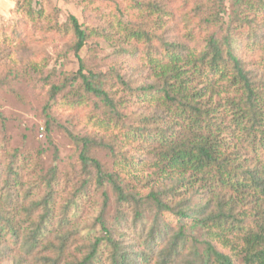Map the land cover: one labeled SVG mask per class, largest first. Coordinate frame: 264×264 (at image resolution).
<instances>
[{"label":"trees","instance_id":"obj_1","mask_svg":"<svg viewBox=\"0 0 264 264\" xmlns=\"http://www.w3.org/2000/svg\"><path fill=\"white\" fill-rule=\"evenodd\" d=\"M215 2L221 8L222 0ZM235 7L239 24L254 30L255 35L261 31L264 38V20L258 19L264 16V0H235ZM30 15L34 17L33 12ZM69 22L79 60V70L71 80L79 81L87 96L101 101L97 109L103 117L100 124L116 129L123 123L118 103L107 88L114 89L122 83L121 77L116 74L113 82L108 74L88 68L80 52L90 36L74 16ZM204 22L211 27L218 24L210 17ZM119 26L126 41H134L145 50L140 57L153 83L142 86L138 95L172 115L166 127L159 126L161 120L152 117L143 120L142 128H128L124 137L155 142L153 156L157 159L152 166L165 175H179L180 186L200 187L202 191L196 193L198 203L176 200L182 193L176 187L151 190L146 195L128 191L120 183V173L106 172L90 156V146L96 142L77 139V143H82L77 157L87 178L75 194L84 198L93 181L97 189L110 185L120 207L132 206L135 211V220L127 229L136 234L135 240L128 242L125 236L113 233L102 216L98 218L102 235L91 240L92 236L80 237L78 229L71 232L69 209L77 205L76 201L63 208V217L54 225L52 206L58 175L52 170L42 178L47 189L45 198L31 201L26 194L25 204L19 207L11 193L0 197V243L20 249L18 264H25L30 258L35 264H264V86L257 84L246 63L235 54L230 34L222 40L212 35L200 49L164 42L138 27L120 23ZM189 41H193L191 37ZM155 43L161 44L163 50ZM259 45L255 39L254 47ZM261 51L264 53V44ZM124 52L136 55L138 51ZM61 89L53 88L54 93ZM208 92L234 95L225 104L231 113L229 124L218 123L219 111L204 100ZM154 125L156 128L152 129ZM228 133L238 134L248 154L242 156V150L227 152L224 134ZM98 145L120 160L121 151L114 141ZM7 171V180L0 183L2 187L10 180H19L20 173L12 165ZM104 195L106 206L107 194ZM151 211L154 217L147 224L144 213ZM33 217L36 220L32 230L20 234L18 218ZM115 221L120 224L121 218ZM198 232L201 239L195 236ZM52 233L54 239L48 238ZM200 245L204 247L203 254ZM1 249L2 244L0 255Z\"/></svg>","mask_w":264,"mask_h":264},{"label":"rangeland","instance_id":"obj_2","mask_svg":"<svg viewBox=\"0 0 264 264\" xmlns=\"http://www.w3.org/2000/svg\"><path fill=\"white\" fill-rule=\"evenodd\" d=\"M235 12V0H222L221 8L215 0H0V183L7 180L9 166L20 173L17 182L10 180L6 187L0 186V197L11 193L19 207L25 204L26 194L31 201L41 200L47 193L42 178L55 170L58 183L54 185V225L63 217V208L76 201L77 205L69 209L73 222L71 232L78 229L80 237L92 236L91 240L102 235L98 221L102 216L113 233L125 236L128 242L135 240L136 234L127 230L135 220V211L132 206L120 207L110 185L97 189L93 181L84 198L75 194L87 178L77 157L82 149L77 139L88 138L96 142L90 146V156L106 172L120 173L122 181H119L128 191L146 195L151 190L176 187L177 192H182L176 200H186L184 204L198 203L196 193L202 191L200 187L180 186L179 175H165L152 166L157 159L153 156L155 142L124 137L128 128H142L143 120L152 117L161 120L159 126L166 127L172 115L163 113L138 95L142 86L153 83L140 57L145 50L134 41H126L119 23L141 28L167 43H185L200 49L210 36L222 40L230 34L235 54L246 63L257 84L264 86L261 51L264 38L261 31L255 35L254 30L241 26ZM71 16L90 36L80 52L88 68L108 74L113 82L116 74L121 77L122 83L114 89L107 88L118 103L123 123L116 129L113 125L100 124L103 117L97 109L101 101L87 96L80 82L71 80L79 70L73 49L76 38L69 24ZM206 17L216 20V27L206 25ZM258 19L262 21L264 16ZM255 39L260 44L257 47H254ZM154 46L163 50L161 44ZM123 50L138 52L125 54ZM54 86L62 89L54 93ZM233 96L208 92L204 97L209 106L219 111L218 123L231 121L230 109L225 104ZM155 128L156 125L152 127ZM224 140L228 153L242 150V156L248 154L238 134H224ZM103 141L117 144L120 160L98 145ZM104 194H107L106 206ZM144 215L150 224L154 217L152 211ZM117 217L121 218L120 224L115 221ZM35 220L34 217L18 218L20 234L31 231ZM53 234L48 238L54 239ZM200 234L195 236L201 239ZM0 244V264H18L20 249L12 244ZM199 248L203 254L204 247ZM25 264L35 263L30 258Z\"/></svg>","mask_w":264,"mask_h":264}]
</instances>
